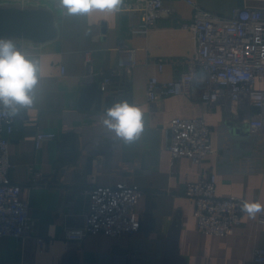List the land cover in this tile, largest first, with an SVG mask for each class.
<instances>
[{"label":"crops","instance_id":"crops-1","mask_svg":"<svg viewBox=\"0 0 264 264\" xmlns=\"http://www.w3.org/2000/svg\"><path fill=\"white\" fill-rule=\"evenodd\" d=\"M5 2L52 11L58 38L39 46L21 45L38 61L39 80L34 105L16 115L10 176L22 187L21 199L29 204L36 229L34 237L20 243L0 238V264H169L171 257L176 264H255L254 251L264 249V221L247 216L230 237L203 235L186 189L200 175H214L218 198L238 197L264 205V133L252 135L246 126L227 121L223 105L207 107L186 96L165 98L155 105L147 101L150 79L167 83L185 72L183 58L193 50L187 33L177 23L162 20L150 37L135 35L142 23L139 11L115 16L95 12L89 20L66 15L57 0H0ZM198 3L224 18L237 9L264 10V0ZM164 4L181 22L193 18V8L184 0H164ZM122 47L137 51V67L124 85L131 92L129 103L144 113V130L131 143L103 124L109 108L106 97L91 112L79 108L82 89L93 84L83 82L85 54L93 52L96 70L110 71L117 68ZM176 118L204 119L212 129L216 153L202 167L188 159L172 161L167 143L170 123ZM40 130L56 134L57 140L37 151L34 141ZM66 141L68 164L60 166ZM88 157L94 158L91 173ZM37 173L42 179L35 184ZM122 184L144 191L135 209L142 225L139 232L119 239L97 234L81 243L63 239L64 226L88 209L86 191ZM37 237L51 239L48 253H40Z\"/></svg>","mask_w":264,"mask_h":264},{"label":"built area","instance_id":"built-area-1","mask_svg":"<svg viewBox=\"0 0 264 264\" xmlns=\"http://www.w3.org/2000/svg\"><path fill=\"white\" fill-rule=\"evenodd\" d=\"M184 1L194 11L189 22H181L164 0H123L121 11H139L142 15L141 25L133 31L135 35L150 37L160 21L169 20L187 33L193 47L183 58L185 72L176 79L167 83L157 78L149 80L148 103L155 105L165 98L186 96L207 107L223 105L227 121L246 126L252 135L264 133V10L237 9L231 17L224 18L202 9L198 0ZM136 54L135 49L122 47L117 68L99 71L94 68L93 52H87L83 82L98 83L107 103L120 97L129 102L131 92L124 83L137 67ZM157 65L162 72L164 61ZM254 109L260 112L255 113ZM7 111L0 108V238L20 243L34 237L36 221L29 204L21 199L22 187L11 180V139L17 118L7 115ZM212 136L204 119H173L167 143L172 161L188 159L202 167L216 153ZM56 140V134L40 130L35 136V149L39 151L45 143ZM40 179L42 174L37 173L33 182L37 184ZM85 196L88 209L64 226L65 241L81 243L97 234L119 239L141 230V222L135 216L136 205L144 196L139 187H99L86 191ZM186 197L195 204L198 229L206 236L230 237L247 217L241 211V203L246 200L217 197L214 175L202 174L198 182L188 184ZM257 217L259 222L264 221V213ZM36 240L40 253L50 251L51 239ZM253 260L264 264V249H256Z\"/></svg>","mask_w":264,"mask_h":264},{"label":"clouds","instance_id":"clouds-1","mask_svg":"<svg viewBox=\"0 0 264 264\" xmlns=\"http://www.w3.org/2000/svg\"><path fill=\"white\" fill-rule=\"evenodd\" d=\"M66 15L85 16L91 20L93 13L104 12L115 16L122 10L123 0H57ZM38 61L15 38L0 37V108L7 115L16 116L21 109L35 103L34 89L39 77ZM103 124L125 143L138 139L144 130V113L127 100L114 103L106 111ZM241 211L255 219L264 213V205L258 201H243Z\"/></svg>","mask_w":264,"mask_h":264},{"label":"water","instance_id":"water-1","mask_svg":"<svg viewBox=\"0 0 264 264\" xmlns=\"http://www.w3.org/2000/svg\"><path fill=\"white\" fill-rule=\"evenodd\" d=\"M0 37L15 38L18 46L23 43L33 45H44L58 38L55 15L49 9L43 7H34L22 5L21 3L5 2L0 3ZM101 94L98 83H93L82 89L80 93L79 108L82 111L91 112L101 103ZM124 101L120 97L107 105L111 107L114 103ZM259 113L260 109H254ZM67 147L63 155H67ZM93 157H88V173L93 168ZM56 181V178L54 179ZM169 264H176L174 257H171Z\"/></svg>","mask_w":264,"mask_h":264},{"label":"trees","instance_id":"trees-1","mask_svg":"<svg viewBox=\"0 0 264 264\" xmlns=\"http://www.w3.org/2000/svg\"><path fill=\"white\" fill-rule=\"evenodd\" d=\"M66 145H68V144H67V141L64 142V143L62 144V147H63L62 149H63V151H62L61 156H60V161H59L60 166H65V165L68 164V161L66 160V156H67V155H63V153H64V149L66 148Z\"/></svg>","mask_w":264,"mask_h":264}]
</instances>
